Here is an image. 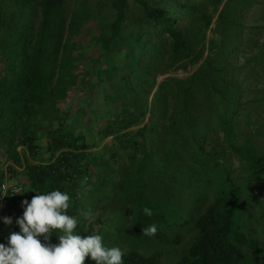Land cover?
Listing matches in <instances>:
<instances>
[{"label": "trees", "instance_id": "obj_1", "mask_svg": "<svg viewBox=\"0 0 264 264\" xmlns=\"http://www.w3.org/2000/svg\"><path fill=\"white\" fill-rule=\"evenodd\" d=\"M260 33L264 0H0V243L59 189L124 264H264Z\"/></svg>", "mask_w": 264, "mask_h": 264}, {"label": "clouds", "instance_id": "obj_2", "mask_svg": "<svg viewBox=\"0 0 264 264\" xmlns=\"http://www.w3.org/2000/svg\"><path fill=\"white\" fill-rule=\"evenodd\" d=\"M22 202V215L15 220L19 231L9 233L7 243H0V264H84L86 257L95 264H124V252L119 247H108L100 234H78V221L68 214L70 197L59 189L40 192ZM13 193H18L15 190ZM152 216L153 211L144 207ZM5 225L12 217H0ZM59 230L58 243H53V232ZM145 236H155L157 226L142 229Z\"/></svg>", "mask_w": 264, "mask_h": 264}, {"label": "built area", "instance_id": "obj_3", "mask_svg": "<svg viewBox=\"0 0 264 264\" xmlns=\"http://www.w3.org/2000/svg\"><path fill=\"white\" fill-rule=\"evenodd\" d=\"M21 189V185L15 182L14 173L6 171L4 180L0 181V210L8 207L13 197H16ZM14 190L18 193H13Z\"/></svg>", "mask_w": 264, "mask_h": 264}, {"label": "rangeland", "instance_id": "obj_4", "mask_svg": "<svg viewBox=\"0 0 264 264\" xmlns=\"http://www.w3.org/2000/svg\"><path fill=\"white\" fill-rule=\"evenodd\" d=\"M91 1V0H90ZM95 2V0H93ZM261 7H259L258 11L253 15V19L254 21L251 24H262V21H259V12L261 11ZM254 12V11H253ZM258 40L259 42H261L264 38V34L260 33L258 34ZM179 75H186L185 72L179 71ZM6 159V155L4 154L3 150H0V160L1 161H5ZM260 195H261V200L264 201V191H259ZM253 218H254V222L251 225L252 227V231H254L255 229H258L256 232H254L260 239L261 241L264 243V218L261 217V215L257 212L255 214H253Z\"/></svg>", "mask_w": 264, "mask_h": 264}]
</instances>
